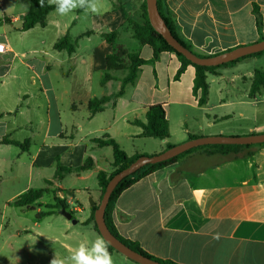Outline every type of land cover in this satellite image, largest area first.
Segmentation results:
<instances>
[{
  "label": "crops",
  "instance_id": "1",
  "mask_svg": "<svg viewBox=\"0 0 264 264\" xmlns=\"http://www.w3.org/2000/svg\"><path fill=\"white\" fill-rule=\"evenodd\" d=\"M144 0H100L99 14L77 8L68 15L51 11L46 25L21 30L30 0H0V264H50L66 256L70 241L101 236L86 222L89 200L98 204V174L113 173V148L97 139H114L129 157L153 156L191 136H244L264 133V88L251 97L255 71H264V55L208 73L205 105L193 91L196 70L134 38L128 20L142 22ZM181 38L195 53L212 56L258 42L264 35V0H168ZM259 6L260 32L253 13ZM117 33L115 44L103 38ZM69 36L75 52L55 49ZM122 45L147 63L134 83L118 95L128 70L107 72V57ZM112 78L104 81L106 74ZM113 97L90 114L89 102ZM162 104L169 138L141 137L135 121ZM235 118L238 125H230ZM248 159L231 160L206 149L155 171L121 193L113 218L119 233L149 254L178 264H264V146ZM94 167L55 178L58 165ZM30 191H44L30 207L16 205ZM59 197L77 223L50 208ZM50 214L37 219V214ZM77 215V216H76ZM102 237V236H101ZM87 241V240H86ZM114 264H139L120 252Z\"/></svg>",
  "mask_w": 264,
  "mask_h": 264
},
{
  "label": "trees",
  "instance_id": "2",
  "mask_svg": "<svg viewBox=\"0 0 264 264\" xmlns=\"http://www.w3.org/2000/svg\"><path fill=\"white\" fill-rule=\"evenodd\" d=\"M30 2H31L30 8L24 16V22L21 27V30L23 31L31 29L36 25L45 26L48 14L51 11L55 10V5H50L48 3V0H44L43 7L40 6L39 0H30ZM167 2L168 0H157L158 9L162 18L167 24L172 35L186 48H188L193 53H195L192 49V46L181 38L179 25L175 20L172 12L169 10ZM142 12H143L142 22L133 21L132 19L128 20V24L134 33V38L137 41H139V43L149 45L153 48L154 50L153 60L157 59L162 52L168 51L175 53L181 61V67L176 74V78H179L183 74L187 66L192 65L193 67H195L196 74H195L193 91L195 95L199 96V104L201 106L207 103L209 97V85L207 82L208 73H214L220 68L233 66L236 63L246 58L264 55V51H262L242 57L238 60L229 63H225L220 66L206 67V66L193 64L191 61L186 59L182 54L176 52V50L168 44V42L164 39V37L161 34H159L151 25L147 12L146 0H144L142 4ZM253 13L256 18L257 28L261 32L263 28V17L260 12L259 6L256 4H254ZM103 38L106 39L111 44H115L117 33L116 32L105 33L103 34ZM263 39H264V35L261 34L260 40ZM75 46L76 44L71 41V38L69 36H65L55 44V49L66 50L68 54H72L73 52H75V48H76ZM195 54L199 57H208V56L199 55L197 53ZM145 63H147L146 60L140 58L137 54L128 52V50L125 49L122 45H115L114 52L107 57V72L112 70L126 69L128 70V74L124 79L123 88L121 92L118 95H116L114 98L121 96L124 93V89L128 84L134 83L135 79L137 78V73L140 66H142ZM110 78H112L111 75L107 73L104 77V81ZM263 88H264V71L256 70L254 81L252 83L251 91H250L251 97H254L256 94L260 93ZM112 98L113 97L111 96H105L102 98L92 99L89 102L90 114L94 115L97 112H99L101 110V107ZM1 116L2 115L0 114V117ZM135 123L141 126L143 129V132L140 135L141 137H153L161 140H166L169 138V124H168L165 108L162 104H155L148 109L145 122L135 121ZM197 137L198 136H191L190 140ZM96 141L101 146L109 145L113 148V157H114L113 165L117 168L111 174H108L103 171L99 172L98 182L101 187L102 196H103L109 180L120 171L129 167L139 157L144 155H136L135 157H129L127 153L120 147V145L110 137H107L105 139H97ZM0 143L13 144L21 147H25L26 144V143H20L18 141L10 140L8 137H4L2 140H0ZM173 146L174 145H168L167 149ZM257 146H264V143L252 144V145L215 144V145L198 146L188 151H185L182 154L174 158H171L169 160L162 161L156 164L145 165L135 173L124 177L121 180V182L117 185V187L114 189L105 211V221L109 230L119 241H121L123 244H125L135 252L142 254L145 257H148L152 260L164 264H178L171 260H164L149 254L140 246L139 243L127 239L119 233L114 222L113 213L115 210L116 201L121 195V193L126 189H128L129 187H131L133 184L140 181L141 179L149 176L150 174L154 173L157 170H160L175 163L178 159L188 154H191L196 150L206 149L207 152L211 155L219 154L221 156L229 157L231 160L232 159L235 160V159H248L253 157L255 154V150L253 148ZM93 167H94V161L92 158H87L83 165L75 168L63 167L58 165L56 168L55 178L56 179L62 178L65 174H70V173L80 174L84 171L92 169ZM43 193L44 191H30L26 194L21 195L15 203L18 206L30 207L32 204H34L43 196ZM98 206L99 203L95 204L92 207V215L86 223L93 224L94 229L99 233L98 227L95 222V211L97 210ZM49 207L58 210L67 209L66 204L59 197H55V204L49 205ZM48 214L50 213L49 212L39 213L37 214V219H40L41 217L46 216ZM108 251L110 252L111 255L114 252H118L109 244H108Z\"/></svg>",
  "mask_w": 264,
  "mask_h": 264
},
{
  "label": "water",
  "instance_id": "3",
  "mask_svg": "<svg viewBox=\"0 0 264 264\" xmlns=\"http://www.w3.org/2000/svg\"><path fill=\"white\" fill-rule=\"evenodd\" d=\"M147 2V12L151 25L154 29L161 34L164 39L168 42L170 46H172L176 52L182 54L186 59L191 61L193 64L200 66H220L225 63H229L235 60H238L242 57L262 52L264 51V39L258 42L239 46L234 49H231L226 52L219 53L214 56L208 57H199L191 50L186 48L183 44H181L171 33L164 19L162 18L157 0H146ZM264 143V133H256L244 136H206V137H197L191 140L186 141L185 143L175 145L166 151L153 156H141L137 160H135L129 167L120 171L116 175H114L108 182L105 192L102 196V199L99 203L97 210L95 211V222L98 227L100 235L106 239L107 243L112 246L116 251L125 255L126 257L134 260L139 264H164L155 260H152L148 257L139 254L123 244L119 241L109 230L106 221H105V211L108 205L109 199L117 187V185L121 182V180L138 171L142 167L148 164H156L162 161L169 160L174 158L185 151H188L192 148L198 146L205 145H215V144H236V145H252V144H263ZM91 205H95L96 203L90 200ZM60 213L71 220L72 223L76 224L77 220L73 218V213L68 211L67 209H61Z\"/></svg>",
  "mask_w": 264,
  "mask_h": 264
},
{
  "label": "clouds",
  "instance_id": "4",
  "mask_svg": "<svg viewBox=\"0 0 264 264\" xmlns=\"http://www.w3.org/2000/svg\"><path fill=\"white\" fill-rule=\"evenodd\" d=\"M39 3L41 7L44 6V0H39ZM48 3L55 5L56 13L61 16L68 15L77 8L94 14L100 12V0H48ZM50 264H114V261L108 251L106 239L97 236L93 240L79 243L66 256L54 255Z\"/></svg>",
  "mask_w": 264,
  "mask_h": 264
},
{
  "label": "rangeland",
  "instance_id": "5",
  "mask_svg": "<svg viewBox=\"0 0 264 264\" xmlns=\"http://www.w3.org/2000/svg\"><path fill=\"white\" fill-rule=\"evenodd\" d=\"M0 18H1V12H0ZM239 123H240V120L238 118H235V120L232 123H229V124L230 125H238ZM227 136H233V135H227ZM89 202H90V200H89ZM76 228L81 232V235L77 236L76 238H73L70 241V244H71V247L72 248H75L76 246L79 245V243L84 242L86 240H93V239H95L94 236H92V235L89 234V232L87 231V228L84 227L83 224H81V223L80 224L79 223L76 224Z\"/></svg>",
  "mask_w": 264,
  "mask_h": 264
},
{
  "label": "built area",
  "instance_id": "6",
  "mask_svg": "<svg viewBox=\"0 0 264 264\" xmlns=\"http://www.w3.org/2000/svg\"><path fill=\"white\" fill-rule=\"evenodd\" d=\"M0 46H2V50H0V53H5V51L7 50V47L4 43L0 42Z\"/></svg>",
  "mask_w": 264,
  "mask_h": 264
}]
</instances>
